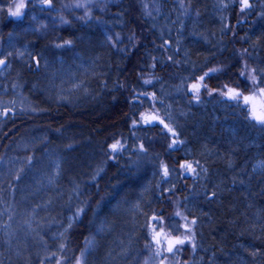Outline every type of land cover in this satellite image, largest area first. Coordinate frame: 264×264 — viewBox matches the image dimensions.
Listing matches in <instances>:
<instances>
[{
  "label": "trees",
  "instance_id": "trees-1",
  "mask_svg": "<svg viewBox=\"0 0 264 264\" xmlns=\"http://www.w3.org/2000/svg\"><path fill=\"white\" fill-rule=\"evenodd\" d=\"M7 1L5 0V3ZM34 1L15 0L14 2V0H10V5L13 2L14 5L20 2V4H23V7L20 8L21 15L19 17L11 15L12 12L17 10V6L8 11L5 9L4 15L7 17V23H5L2 34L3 38L6 37V34L8 35V28L11 22L23 20ZM161 1L164 5L161 6V13H157L150 10L153 7L152 0H149V4H151L150 9L144 6L146 1H142V6L140 7L134 0H115L111 11L123 7V13L127 15L128 25L138 24L137 33L140 37V42L131 52L129 51L123 57L114 59L113 64L117 72L115 75H108L107 77H111V79H107L105 83H102L104 91L98 101L87 108H75L74 112L64 111V108H61L63 106L57 105H46L36 113H26L27 109L5 112L0 109V164L10 157V152L14 151L13 149L16 143L20 140L27 139L28 142H32L35 139L39 142L37 149L29 147L28 149L21 150L20 146H16L18 148L17 154L19 153L24 159V164L17 173L5 179L3 188L0 189V192L4 193L8 200L12 198V195H15L19 184L29 171V168H32L34 165L38 169L40 166L37 160L42 153L41 149L48 147L67 149L65 145L67 141L62 140L63 136L86 135L84 139L96 140L97 142L100 141L108 144V150L105 153L106 160H101V163L105 164L103 178L109 186L119 184L125 186L126 184V180L121 178V176L113 174L112 170L114 171L115 167L119 164H126L130 156L128 155L130 151L128 146L130 143H134L137 146L139 138H146L149 140V143L154 142L155 144L150 147L145 148L141 144L143 148L141 149V145L138 148L144 155L147 154L154 158H161L162 172L164 173L165 167L167 168V175L164 174L167 183L160 186L159 192L164 196H169L168 194L172 193L182 203L186 201L185 196L188 193V190L183 185L188 184L190 181L201 182L204 174L199 165L196 164V158H185L181 154L180 149L182 144H184L183 132L178 129V117L170 107H167L168 103L166 105L165 102L162 103L161 101V79L165 77L172 78L167 82L169 84L165 85L168 91H170L169 89L178 90L180 87H185L194 99L203 100V102L207 100L217 102L218 100H222L236 108L238 102H244L242 99L235 100L222 95L228 89H236L242 92L244 96L247 95L250 98L247 104L244 102L247 105L246 107L253 108L259 105L264 107V92H261L260 89L258 92L246 90L242 82L238 79L239 77L235 78L230 73L227 75L226 66L219 59L217 61L219 60L220 64L216 68L218 70L210 72L209 70L214 68H209L213 60L206 59L209 55L207 45L203 43L202 39L195 46L191 44L189 38H178V34L182 31L177 30V28L170 29V32L181 41L183 47L177 48L168 42L166 44L164 43L168 50L166 63H169L171 66L163 64L161 61L162 57H155L151 66H149V70L153 74V79L148 80L142 78V72L145 70L144 66H146L143 63L144 49L153 46L151 38L161 37L159 30L168 28L166 27V20L163 19L167 11L172 10L171 12H173L175 23L178 20L180 24L186 25L183 15L177 9H174L173 4L179 3L178 0ZM48 4L50 5L49 2ZM100 14L102 13H93L88 18L92 19L98 15L103 16V14ZM133 19L134 21H132ZM241 21L242 19L239 18L238 14L234 18H230V21L228 20V29H223L222 33L224 40H222L220 48L230 52L232 58L235 53L238 54L241 52L246 58H250L252 52L256 53L254 50L249 51L251 45L241 37L240 28L238 29L237 27ZM74 27L76 26L70 24L63 34ZM152 30L153 32L151 33ZM3 38L0 40V43ZM221 54L223 56L225 53L223 52ZM31 63V67H39H36L38 65L37 59H34ZM1 66L2 64H0ZM36 73L38 72L30 71L28 76L32 78L34 76L33 74ZM205 73H208V75L205 76ZM29 77L25 79V82H22L23 77L21 80L15 79L13 81V88L25 91L26 89L23 88L31 84V78ZM200 77H204L203 81L200 80ZM145 81H150V83H144ZM193 85H198V90H194ZM204 85L207 87L205 88ZM30 96L40 97V94L33 92ZM139 101H141L142 105H136ZM139 106H142L144 111L138 118L131 120L128 116L132 115L134 109L140 108ZM28 107L29 104L27 103V106H23L22 108L25 109ZM76 113L80 116H75ZM244 115L246 119L251 118V115ZM22 130L23 133L21 132ZM145 133L149 137L153 134L154 139L146 136L143 137ZM60 134L64 135L61 136ZM118 141L123 145V148L120 151H113L110 146ZM220 144L221 142L218 143L216 151L220 154L219 158L224 156V160L227 161H225L226 165L219 160L217 164L211 163V166L218 169H229L228 163H231V167H235L236 170L240 168L243 164L240 156H235L234 148L226 146L223 143V145ZM95 155L96 151L94 150L93 152V150H90L87 154V160L90 161ZM72 157L74 159L76 157L79 163V153L72 154ZM85 161L86 157L80 163L83 165ZM187 164L191 165L190 169L182 167V165ZM245 166L243 165V167ZM78 170L68 177L73 178L74 175L76 177ZM111 174L114 175L112 183L106 178V176L108 177ZM179 176H181V183L172 181L174 177ZM247 176L243 182L247 188L245 192L253 190V183L258 184L257 178ZM10 177L11 179L9 181ZM243 191V187L238 184L225 194L230 193L236 195L238 193H244ZM114 193L117 194V192ZM114 196L115 194L107 198L105 200L106 203L111 202ZM250 202L251 205L248 206L244 202H239L236 197L230 201L217 199L210 211L212 213L211 216L215 219L216 224H218L219 234L222 237H226L225 240L229 242L228 245L230 244L236 246L238 250L240 249L242 254L246 252H243L246 246L250 249V247L252 248L258 245L262 247L260 250L264 249V235L262 236L263 244H260L261 242L247 244L251 234L257 231L259 233V229L263 226V224L262 226L261 224L259 225L257 217L260 221L264 222V199H256ZM102 203L100 202V205H103ZM89 207L94 208V213L87 212L86 209ZM87 208L78 216L76 224L67 232L59 248L56 247V241L51 242L52 247L45 246L43 244L44 242H42L34 250L36 257L33 260L27 261L26 264H78V262L79 264H92V259L98 252L82 259L84 243L87 238H85V235L87 234L88 236L91 230L88 227L89 219L92 216L90 214H95L96 212L94 205H88ZM14 209L13 207L5 209L4 203L0 202V243L2 242L10 247L12 245L7 243V239L3 235L11 236L15 233L16 224L12 214ZM5 210L6 213H4ZM147 213L151 215L145 229L148 236L147 245L150 247V254L154 260L161 262V264H203L205 262V257L203 258L205 254L199 251L200 246L194 239L200 229V225L198 224L199 219L185 213V211L171 212L168 209L164 210L163 207L156 206L147 210ZM177 213L180 215H177ZM153 217L158 218L159 222L154 220ZM190 221H195V224H191ZM186 224L188 227H191L190 230L189 228H185ZM13 225L14 228L12 227ZM261 233L263 232L259 234ZM186 236H190L191 240H185L183 244H175L176 238L184 239ZM44 237L47 238V236ZM37 238L40 239L41 237L38 235ZM157 240H159V244ZM41 246H44L45 250L43 253H38L37 251ZM169 246L172 247V251L167 250ZM11 260L13 261L11 252L0 253V264L9 263Z\"/></svg>",
  "mask_w": 264,
  "mask_h": 264
},
{
  "label": "bare ground",
  "instance_id": "bare-ground-1",
  "mask_svg": "<svg viewBox=\"0 0 264 264\" xmlns=\"http://www.w3.org/2000/svg\"><path fill=\"white\" fill-rule=\"evenodd\" d=\"M142 1L145 0H134V2L142 6ZM153 1V0H152ZM210 0H193L195 4L200 2L198 6L200 7V11L203 14L202 20L200 22H196L198 24H194L193 20L190 16H188V13L184 12V8L180 5V3H174V9H177L184 17L186 25L180 24V21L177 20V23L174 21L173 12L172 10L167 11V13L163 16L166 20V27L159 30V34H161V37L158 38H151V41L153 42V46L151 48L144 49V61L143 63L146 65L144 66L145 70L142 72V78L143 79H153V74L149 70V66H151L153 59L155 57H162L161 61L163 64H167L171 66L169 63H166V57L168 56V50L165 46L166 42L169 44H173L177 48H182L183 45L181 41L178 38H186L190 39L191 44L197 46L200 41V39L203 40V43L207 45L209 50V55L206 57V59H212L213 62L210 64L209 68L212 67L216 69L218 67L219 60L222 61V63L226 66V72L227 75L230 73L231 76H234L235 78H238L241 82L243 87L246 90H254L256 92L259 91V89H264V45L261 44V42L264 41V38L260 40L259 37H257L253 32V30L256 27L257 20L264 19V0H248V7H244L243 3H241L239 0H234L228 7L225 12V16L227 18V21H230V18H234L237 14L239 18L242 19V21L238 24V29L241 33V37L245 41H247L250 46V52L254 50L256 54L254 57L246 58L242 56V54H233V58L231 56V53L226 51L223 48H220V45L222 44V40H224L222 37L223 28L220 27V25L215 22L213 24V28L211 30L212 40L206 41L205 39L198 37L201 34L205 33V29L208 27H212L211 24H207L208 21L215 19V16L210 14V9L207 7ZM10 3V0H8L7 6ZM6 4V3H5ZM161 4L164 5V3L161 0L153 1V7L150 9L151 4H149V1L146 2L144 6L146 8L161 13ZM113 6V5H112ZM111 6V7H112ZM7 10V9H6ZM8 11V10H7ZM102 13L103 16H94V18L89 19L81 18L76 19L70 22V24L75 25L76 27L72 28L71 30H68L65 34L63 32L67 30L68 25L65 30H63L61 33L52 35V36H46L44 39H36L31 41V37H27V43L30 44L32 48V55L27 59V61L22 62V59H20L18 56H15L12 59V63L14 66V69L17 71V79L21 80L23 77L22 82H25V79H27L28 73L30 71H37L38 68L31 67V61L33 59H37L40 61V58H42V55L45 53L51 54L54 51H57L59 46L68 44L67 42L70 41L76 42L81 40L82 35H87V38H84L83 41L90 40V38L93 36L94 39L100 40L98 35L99 28L96 27V24H93L98 19H104V20H111L113 23L118 22L117 29L120 30V32L126 37L129 38L131 35H134L135 41L133 42V47L130 49V52L135 49V46L138 45L140 42V37L137 33L138 31V24L136 25H128L127 22V15L123 13V7L121 9L112 10L111 8L108 11L105 12H98ZM100 14V15H102ZM145 14V13H144ZM7 18V17H6ZM27 18H25L26 20ZM205 19V21H203ZM192 22H191V21ZM134 21V19L132 20ZM156 21V20H155ZM21 22L23 20H15L11 22L10 27L8 28V33H11L12 31H15L18 29L16 26L17 24L21 25ZM202 22V23H201ZM24 23V22H23ZM198 25H201L203 27L202 30L198 29ZM72 26V25H71ZM196 26V27H195ZM181 30L178 34V38L170 32V29ZM209 30V29H208ZM4 29L1 32V35L3 34ZM153 30L151 31V33ZM209 32H207L208 34ZM217 35H216V34ZM7 36V34H6ZM165 43V44H164ZM264 44V42H263ZM41 46V47H40ZM90 47H93L92 45ZM42 48L41 52H39V49ZM46 50L45 53H43V50ZM226 51V52H225ZM129 52V51H128ZM225 53L222 54L221 53ZM111 55H116L112 54ZM127 54V51L124 53ZM123 54V56H124ZM221 54V58L218 57V55ZM39 56V57H38ZM120 56V57H123ZM257 56V57H256ZM118 58V57H117ZM217 59H219L217 61ZM232 59V60H231ZM255 69V72H252L251 70ZM117 70L115 69L114 72L108 71L107 75L110 74H116ZM244 73V75H241V73ZM38 73L33 74L34 76L29 77L31 78V84L34 83V79L37 76ZM103 74V73H102ZM100 74V75H102ZM107 75L103 74L102 77L111 79V77H107ZM255 76V81H253L252 77ZM114 77V76H113ZM172 78L165 77L161 79V101L162 103L165 102L168 103L167 107L172 109L174 114L178 117L177 124L178 129L183 132L184 137V144H182L181 147V154L185 158H196L202 160L203 158H207L210 161L217 163L219 161V155L216 154V147L219 142H221L220 145H226L229 147H233V151L235 156H240V159L242 161V164L245 166H240L237 170L235 167H230L229 169H216V168H210L208 169L209 172L205 173L201 182H188V184L183 185L185 189L188 190V193L186 194L185 198L188 199V197H191L193 192L200 191V189L203 187L204 184H208L209 187H213L215 184L220 183L225 184L224 187H222V190L220 194L216 197V199H226V201L232 200L234 197L238 199L239 202H244L246 205L250 206L252 200H262L264 199V145H255L252 141V138L255 139L256 133L254 131L250 132V136L247 134H244V137L241 142H238L237 146L234 145V142L232 141L233 136L237 134H233L228 130V127L226 125H222V118L223 116H229L231 119L238 118L243 119L245 115L242 113V109H237V107L230 106L226 101L218 100H207L203 102V100H196L193 98L191 94L188 93L187 89L185 87H180L178 90L169 89L168 91L165 87V85L169 84L167 83ZM145 83V82H144ZM31 84L26 85L25 91L21 89H15L13 94L9 96V100L5 103L3 99H6L5 96L0 100V109L5 111H20V110H26V113H36L38 110L42 109L46 105H57V106H63L61 108H64V111L68 112H74L75 108H87L90 105H84V106H77L68 104L65 102H55L53 103L48 102L44 98H40L38 96H30L33 93V90H31ZM12 91V89H11ZM104 91V87L102 86V83H98L96 86V94H101L100 97H102ZM170 95V96H169ZM183 99L184 106L179 109L177 108V102L178 100ZM27 103L29 104L28 108H22L23 106H27ZM204 103L208 105L206 107V111H202V107L204 106ZM136 105H142L141 101H139ZM140 107V106H139ZM224 107V108H222ZM20 109V110H19ZM143 107L134 109V112L131 116H128L129 118L136 119L138 118L142 112ZM220 114L219 119L216 118V115ZM75 116L79 117L80 115L78 113L75 114ZM245 119V118H244ZM243 119V120H244ZM242 122V126L245 125ZM50 122V121H49ZM23 133V130L21 131ZM242 133V132H241ZM63 136L64 134H60ZM86 135H78V136H71V137H65L63 136L62 140H66L65 145L67 146L66 150H70V156H67L64 154V160H63V166L62 170L57 171L54 169L55 162L46 160V162L43 165V162H41L40 166L36 170V175L40 174L43 175L44 178H53L58 179V177L62 178V181L64 182L65 179H67L68 182H73V178H69L68 176L74 174L77 172L79 165L81 164L79 160V163L77 161V158L72 157L71 154H78L80 155L81 151H84L86 157V161L83 163L82 167L78 171V175L76 176L74 183L68 184L65 186H61L63 189H65L63 192V196L60 197L57 200H53L50 196L49 192L47 190H41L37 191L36 186L34 184H29L28 188L25 190H22L20 193L18 191L21 184H19L18 189L15 192V195H12V198L8 200L4 193L0 192V202L4 203L5 209L6 208H20L21 211L28 212L32 209H38L42 212V218L40 220L41 228L38 230V233L44 234V236H49L48 238L51 241H56V247L59 248L62 244L63 239H65V235L69 230L76 224L78 216L83 212L85 208H87L88 205H94L95 207V214L92 215L89 219V225L88 227L91 228L90 232L88 233V236L91 235L93 231L97 228L99 225V221L102 217V214H109V217L112 219H108V224H110V228L112 229V232L108 234L109 236L105 238L106 232L102 233L98 240L99 246L97 254H95L94 258L92 259V264H105L103 263L105 259H107L108 253L111 254L110 247L115 251H119V243L116 242L113 243L114 239L119 238L121 233L128 232V230H131L130 232L138 233L139 240L137 241L136 250H139L142 254H149L150 253V247L147 245L148 243V236L146 234V225L143 224L141 219V214L144 210H150L154 206L156 207H163L164 210H169L171 212H184L195 217L196 219L201 218V214L199 211L191 209L188 201H184L180 203V200L173 196L172 193H169V196H164L159 192L160 186L165 185L167 182L165 180V175L161 170V158H154L153 156H148L145 154L146 157H148L145 166L141 169H137V165H134L135 158L142 154L141 150L138 148L141 144H143L146 147H150L154 145L155 143H149V140L146 138H139L138 145L134 143H130L128 148L129 152L128 155L129 158L125 165L119 164L117 167H115V170H112V173L121 176V178H124L126 180L125 186H122V184L119 185H108L104 178V168L105 164L96 161V156H99L102 161L106 160V150H108V144H104V142L96 141V140H90V139H84ZM149 137L147 133L143 134V137ZM242 136V134H241ZM150 139H154V136L152 134ZM238 139V138H237ZM236 140V139H235ZM231 142V143H230ZM32 143V144H31ZM38 140L30 141L28 142L27 139L20 140L18 143H16V146H20L21 150L28 149L29 147L38 148ZM223 143V144H222ZM68 144V145H67ZM14 147V151L10 152L11 158L12 154L15 157L21 158V155L18 153V148ZM194 146L197 150V153L190 152L188 148ZM105 149V150H104ZM205 149H209L206 151ZM86 150H94L96 151V155L91 159L90 161L87 160V154ZM101 150V151H100ZM42 153L40 154V157L43 156V154L48 153V149L43 148L41 149ZM206 151V152H202ZM209 151L214 153L213 156L208 158ZM17 154V155H16ZM144 154V153H143ZM165 155V154H164ZM168 156V154H166ZM95 158V159H94ZM262 162L261 165L259 162ZM215 169V170H213ZM60 172V174H59ZM15 173V172H14ZM14 173H5V176H2L0 179V189L3 188V184L5 183V179L8 178L10 175ZM111 174L108 177L106 176L107 180L112 183V178L114 175ZM252 176L257 178L258 184L253 183V190L251 191H243L244 193H238L236 195L233 194H225L228 191H231L236 185L243 183L244 180H246V177ZM26 176L22 179V181L25 179ZM181 176L174 177L173 182L181 183ZM215 179L213 181L212 179ZM11 177L9 178L10 181ZM106 180V181H107ZM137 182L142 189L143 193L146 195V197H152L151 199L146 200H133L134 203H138L140 205L139 207V215L137 218L134 219L136 221V225L132 229H129V227L125 228L124 225L129 224V220L126 218L124 213L121 211L124 206L117 205V202H115V197H122L128 189H130L133 185L136 187ZM212 183H215L214 185ZM62 182H60L58 185H61ZM203 184V185H202ZM114 192H117L114 193ZM143 193L140 194V191L138 193V197L142 198L140 195H143ZM47 194V195H46ZM114 199L111 202L106 203V199L112 197L113 195ZM214 196V195H213ZM217 201V200H216ZM215 201V202H216ZM99 202V203H97ZM100 202H103V205H100ZM87 212L94 213V208L89 207L86 209ZM211 211V210H210ZM6 213V210L4 211ZM134 213V211H133ZM141 213V214H140ZM148 214V213H147ZM246 214V213H244ZM244 216V215H243ZM75 220L74 223H72V220ZM250 219V218H249ZM200 225V231H215V238H212L215 240V242H212L209 245H206L204 242V234L200 232V238L201 240V247H199V251H202L203 254H206V256L214 255L215 260L220 259L221 261H225L226 255L237 252L234 251L233 245H228V241L225 240V236H221L218 231V224H216L215 219L211 216L210 222H206V220L203 219V222L201 224V220H199ZM16 224V223H15ZM17 226V225H16ZM66 228V232L63 236H55V231L59 227ZM229 226V225H228ZM14 228V225L12 226ZM123 228V229H122ZM37 233V231L35 230ZM198 233V232H197ZM260 233V232H259ZM257 232H253L251 236L249 237V240L247 242L251 243H259L263 244L262 242V236L264 233L259 234ZM18 237L23 238H29V234H20L17 233ZM52 235L55 236L52 238ZM51 236V237H50ZM87 234L85 235V238L88 237ZM5 239H7V243L9 245H13L14 238L12 236L3 235ZM136 237V234H133V238ZM105 238V239H104ZM87 239V238H86ZM102 239V240H101ZM104 240V241H103ZM103 241V242H102ZM85 245V243H84ZM252 246V245H251ZM262 247L261 246H253L250 247L249 250L246 251L248 256H251L250 259H253V253H257ZM123 249V246L122 248ZM13 248L10 246H7L6 244L0 243V253H10ZM264 250V249H262ZM252 252V253H251ZM209 253V254H207ZM132 254V253H131ZM128 253L127 255H131ZM236 254V253H235ZM3 256V254H2ZM247 256V257H248ZM36 257V254L33 255L31 251H26L25 254H20L17 257L13 258V261L6 263V264H26L27 261L33 260ZM217 257V258H216ZM233 257V256H232ZM207 261L210 262L211 256L205 257ZM8 261V260H7ZM6 261V262H7ZM207 261L203 264H207ZM235 261V260H234ZM255 263L258 264H264V259L256 258ZM243 264H247L246 262Z\"/></svg>",
  "mask_w": 264,
  "mask_h": 264
},
{
  "label": "rangeland",
  "instance_id": "rangeland-1",
  "mask_svg": "<svg viewBox=\"0 0 264 264\" xmlns=\"http://www.w3.org/2000/svg\"><path fill=\"white\" fill-rule=\"evenodd\" d=\"M145 1L148 2L149 0ZM233 1L234 0L209 1L207 7L210 8L208 10H210V14L215 16V19L207 22V24H211L212 27L206 28L204 30L205 33L199 35L198 37H201L206 41H211V30L215 22H217L221 28L228 29L229 23L225 16V12L227 7ZM239 1L243 3V0ZM14 2L11 5L9 3L7 6L8 1L5 4V0H0V35L5 27V23H7V18L4 15L5 9L11 10L20 4V2H18L16 5H14ZM114 2L115 0H35L32 2V7L26 13L23 19L24 23L21 22V25L17 24L16 26L18 29L8 33L5 38L0 36V40L3 38L0 43V59L5 61V63L0 67V100L6 96L7 98L3 99L6 103L10 99L9 96H11L15 91L13 88V81L17 79L18 73L14 69L12 59L15 56H18L20 59H22V62H24L27 61V59L32 55V48L30 44L27 43L28 36L31 37L32 41L41 38L44 39L46 36L59 34L65 30L71 21L86 18L93 13L108 11ZM178 2L184 8V12L189 14L188 16L191 17L194 24H198L196 22H200L202 20L203 14L201 13V9L198 6L200 2L197 4H195L193 0H178ZM161 6L163 5L161 4ZM25 18L27 19L25 20ZM203 21H205V19ZM93 24H96V27L99 28L97 35L100 39L99 41L94 39L93 36L90 38V40L86 39L83 41L84 38H87V35H82L81 40L61 45L57 51H54L51 54H46V50L44 49L43 53L45 54L42 55L40 61H38L37 58L38 65H36V67L39 66V70H37L38 74L34 79V83L31 84V90H33L34 93H39L40 98H44L50 103H53V101L65 102L77 106L91 105L100 99L101 94H96L97 84L100 82L105 83L107 78L102 77L103 74L107 75L108 71L114 72V59L117 57L120 58V56H123L126 51L128 53V51H130L134 45L133 42L135 41V38L134 35L126 38L120 32V30L117 29L118 22L115 24L111 20H104L101 18L93 22ZM198 29L202 30L203 27L198 25ZM253 31V33L259 37L260 40L264 38V19L257 20L256 27ZM207 32L209 33L207 34ZM263 42H261L262 45H264ZM91 45L93 47H90ZM41 50L42 48L39 49V52H41ZM110 53L116 55H111ZM240 54L242 53L240 52ZM255 54L256 53L252 52L250 57H254ZM242 56L244 55L242 54ZM182 105L184 106L183 99L178 100L177 108L180 109ZM246 106L247 105L244 102H238L236 106L237 109L239 108L243 110V114L251 115L250 119L243 117V119L245 118L244 120H246L244 126H242V122L244 123L243 119H231L229 116H223L222 125H226L228 130H230V132L234 135L237 134L231 137L235 146L238 145V142L243 140L241 138L244 137V134L250 136V132L252 131L256 133L255 139L252 138L254 144L264 145V123L253 118V114H255L256 117L264 115V107L259 105L258 107L256 106L249 108ZM206 107H208V105L204 103L202 111L205 112ZM219 116L220 114H217L216 118L219 119ZM47 149L48 153L43 154V156L37 160V163L41 164V162H43L44 165L46 160L53 161L55 162L54 169L61 171L64 154L70 156V150H66V148L61 147H48ZM188 150L192 153L195 152V154L201 153V149L200 153H197L198 149H196L194 146L188 148ZM205 150L208 151L209 149ZM86 152L89 153L90 151L86 150ZM213 154L214 153L209 151L208 158L213 156ZM216 154L218 153L216 152ZM218 155L220 156V154ZM83 156H85V154L82 150L80 153V161L83 160ZM95 158H97L99 162L102 160L99 156H96ZM147 160L150 159H148V157H146L142 152V154L138 155L133 162H135L134 165H137V169H141L145 166ZM219 160L221 163L226 165L227 161L224 160V156L219 158ZM23 162L24 159L22 157H8L0 164V179L2 176H5V173H17L23 166ZM195 162L197 165H199L203 174L209 172L208 169L210 168H216L212 167L211 163L217 164L210 161V159L208 160L207 158H203L202 160L196 159ZM261 163L262 162L260 161L259 164L261 165ZM228 164V166L231 167V163ZM80 166H82V163L79 165V170L81 168ZM35 169L36 168L34 165L32 168H29V171L25 175V179L22 181V184L20 183L21 186L19 187L17 193H20L22 190L28 188L29 184H34L37 191L47 190L52 199L57 200L62 197L63 192H65V189L61 187L62 185L65 186L72 184L78 180V178L75 180V175L74 181L72 183L68 182L67 179H65L63 182L61 177H58L56 180L53 178H44L43 175H36L37 169ZM212 180L215 181L214 178ZM60 182H62V184L58 185ZM212 184L214 185L215 183ZM224 186L225 184H221V182L215 184L213 187H209L208 184H204L200 191H196L195 193L193 192L191 197L186 199L190 208L199 211L201 214V218L199 219L201 220V224L203 219L206 220L207 223L210 222L212 215L210 210L213 208L215 201L217 200L216 197L218 194H220L222 187ZM240 186L243 187L244 191L247 189L244 186V183H241ZM139 191L140 194L143 193L137 182L136 187L133 185L122 197H115V202H117V205L124 206L121 211L129 220V224L126 226L124 225L125 228L129 227V229H132L134 225H136V221H134V219L139 215L138 212L140 211V205L138 203H134L133 200H146L152 198L146 197L144 193L143 195H140L142 198L138 197ZM12 214L17 225L15 233L11 235L14 238V243L12 245L13 252H11L13 258L19 256L20 254H25L26 251L29 250L34 255V250L39 244L41 245L42 242H44L43 244L45 246L52 247V241L48 238L49 236L46 238L44 237V234H41V231L38 233V230L41 228L42 224H40V220L42 218L41 211L38 209H32L28 212H25L21 211L20 208H15ZM109 218V214H102L99 225L95 231H93L91 235L85 240L82 259L89 257L98 251V244L100 241L98 238L102 233L106 232V235H108L112 232L113 228H110V224L107 223V221L109 222ZM150 218L151 215L147 214V210H144L141 214V218L137 219H141L143 224L148 225ZM257 219L259 225L261 224L262 226L263 224L259 231L264 233V222L260 221L258 217ZM74 222L75 220L73 218L72 223ZM198 224L200 223L198 222ZM188 228L191 229V227ZM66 231V228L61 226L56 229L55 236H63ZM130 231L131 230L121 233L119 238L114 239L113 243L120 242L119 251H115L117 249L113 250L110 247L111 254L108 253L107 259H105L103 263L161 264V262L154 260L150 253L142 254L139 252V250H136L137 247L133 245H136L137 241L139 240L138 233ZM200 232L204 234V242L206 245H209L211 241L215 242V240L212 239L215 238L216 235L214 230L205 232L203 230L200 231L199 229L194 239L198 242L200 247L201 240H203L200 238ZM17 233L23 235L26 233L29 234L30 237H18ZM133 234H136V237L133 238ZM38 235L41 237L40 239L37 238ZM55 236L52 235V238ZM122 246L123 249H121ZM44 250V246H41L37 252L43 253ZM247 250H249L248 246L244 247L243 252ZM234 251L237 252H233L231 254L229 253L228 256L226 255L224 262L220 259L215 260L214 255H209L211 256L210 262L205 258V262L207 261V264H243L245 262L247 264H258L259 262L255 261L256 258L264 259V250H259L257 253H253L252 260L250 259L251 256H248L246 252L242 254V251L240 249L238 250L236 246H234ZM128 253L132 254L128 256ZM209 256H206L205 254V256L203 255V258Z\"/></svg>",
  "mask_w": 264,
  "mask_h": 264
},
{
  "label": "snow or ice",
  "instance_id": "snow-or-ice-1",
  "mask_svg": "<svg viewBox=\"0 0 264 264\" xmlns=\"http://www.w3.org/2000/svg\"><path fill=\"white\" fill-rule=\"evenodd\" d=\"M243 5L244 7H248V0H243ZM23 7V4H19L17 5V10L15 12H12L11 15L13 16H16V17H19L21 15L20 13V8ZM67 43H71L70 41H68ZM5 61L4 60H0V64H4ZM218 69H210L209 71L210 72H214V71H217ZM252 72H255V69H252L251 70ZM208 73H205V76H207ZM241 75H244V73L242 72ZM204 77H200V80L203 81ZM253 81H255V76L252 77ZM145 83H150V81H145ZM194 90H198V85H193L192 86ZM204 87L206 88L207 86L204 85ZM261 92H264V89H261L260 90ZM222 95H225L227 97H229L230 99H235V100H239V99H242L246 104L249 102V97L247 96H244L242 92L236 90V89H228L227 92H223ZM198 99V97H197ZM253 118L255 119H258L260 120L262 123H264V115H261L259 117H256L255 114H253ZM167 127V126H166ZM171 131V129H169ZM175 143V141H174ZM111 149L113 151H120L122 150L123 148V145L120 144V142L118 141L117 143L115 144H112L111 146ZM141 149L143 148V146L141 145L140 146ZM182 167L186 168V169H190L191 168V165L190 164H187V165H182ZM164 174L167 175V168L165 167L164 169ZM177 215H180L179 213H177ZM154 220H157V222H159L158 218L156 217H153ZM191 224H195V221H190ZM185 228L187 229L188 228V225L186 224L185 225ZM190 230V229H189ZM185 240H191V237L190 236H186L184 239H180V238H176L175 240V244H183L185 243ZM157 243L159 244V240H157ZM168 251H172V247L169 246L167 248ZM83 255V254H82ZM79 264V262H78Z\"/></svg>",
  "mask_w": 264,
  "mask_h": 264
}]
</instances>
